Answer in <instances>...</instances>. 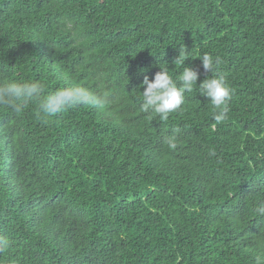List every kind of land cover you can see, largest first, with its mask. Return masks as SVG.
<instances>
[{"label": "trees", "instance_id": "1", "mask_svg": "<svg viewBox=\"0 0 264 264\" xmlns=\"http://www.w3.org/2000/svg\"><path fill=\"white\" fill-rule=\"evenodd\" d=\"M233 90L217 123L194 88L166 121L140 87L174 64ZM143 70V71H142ZM106 90L42 117L0 105V264H254L264 247V0H0V81ZM178 130V131H177ZM176 136V148L167 139Z\"/></svg>", "mask_w": 264, "mask_h": 264}, {"label": "clouds", "instance_id": "2", "mask_svg": "<svg viewBox=\"0 0 264 264\" xmlns=\"http://www.w3.org/2000/svg\"><path fill=\"white\" fill-rule=\"evenodd\" d=\"M188 58L189 52L185 48L179 50V55L173 63L182 65L183 71L176 79L169 74L167 63H165L167 66L159 63L160 71L156 72L153 79L144 76L140 85L144 89L140 92L141 111L150 117L158 116L160 120L166 121L172 113L181 109L186 94L192 93L196 88L199 95L210 102L213 119L217 123L223 122L227 118L233 90L227 83L225 75L216 69V65L220 63L219 58L214 60L207 53L196 57L201 60L203 69L211 72V76L205 78L199 85L198 71L185 65ZM33 103L37 105L42 117L49 118L82 105L103 108L110 104L111 100L108 91L103 89L94 91L82 85L65 86L45 94L44 85L39 81H0V105H5L12 113L20 115ZM166 142L170 148L174 149L177 146V138L174 135ZM255 213L259 217H264V202L258 204ZM8 246L9 241L0 238V250ZM254 264H264V247H261L255 256Z\"/></svg>", "mask_w": 264, "mask_h": 264}]
</instances>
